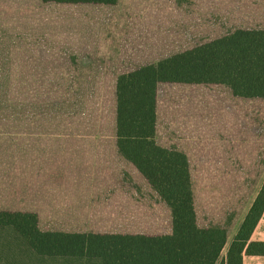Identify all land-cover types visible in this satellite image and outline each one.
<instances>
[{
	"label": "crops",
	"instance_id": "0c3cea01",
	"mask_svg": "<svg viewBox=\"0 0 264 264\" xmlns=\"http://www.w3.org/2000/svg\"><path fill=\"white\" fill-rule=\"evenodd\" d=\"M238 30L264 31V0H0V84L20 94V107L0 108V211L34 213L42 232L170 235L171 209L117 146V78ZM162 86L179 89L182 109L164 139ZM154 140L185 155L196 226L225 232L224 259L264 182V97L158 83ZM0 233L36 262L101 264L38 256ZM249 241L264 242V210Z\"/></svg>",
	"mask_w": 264,
	"mask_h": 264
},
{
	"label": "trees",
	"instance_id": "16d2710c",
	"mask_svg": "<svg viewBox=\"0 0 264 264\" xmlns=\"http://www.w3.org/2000/svg\"><path fill=\"white\" fill-rule=\"evenodd\" d=\"M114 4L116 0H43ZM225 84L241 97H264V31L228 36L119 75L116 82L117 146L171 209L170 235L42 232L34 213L0 211V227L12 228L38 256L97 258L101 264H241L243 252L264 255V242L249 237L264 210V182L224 259L221 229L196 226L187 159L156 145L157 84Z\"/></svg>",
	"mask_w": 264,
	"mask_h": 264
},
{
	"label": "rangeland",
	"instance_id": "374dc122",
	"mask_svg": "<svg viewBox=\"0 0 264 264\" xmlns=\"http://www.w3.org/2000/svg\"><path fill=\"white\" fill-rule=\"evenodd\" d=\"M5 87L10 88L9 91L4 92ZM163 88L158 90V101H157V111H158V133L159 137L164 139L167 132V126L170 121L172 124L176 121L178 124L179 116L181 113V96L178 88ZM3 90V92H2ZM19 85H4L0 84V108L3 107H20L19 98ZM6 96V98H4ZM170 124V127L173 126ZM12 250V252H11ZM26 249L21 243H19L18 238L12 234H1L0 233V259L3 257L7 258L6 263L8 264H58L57 261H47V262H36L34 258H30L25 253ZM14 254V255H13ZM14 256L15 261L12 259ZM11 257V260L8 259ZM19 258H21L19 260ZM18 259V260H17Z\"/></svg>",
	"mask_w": 264,
	"mask_h": 264
}]
</instances>
